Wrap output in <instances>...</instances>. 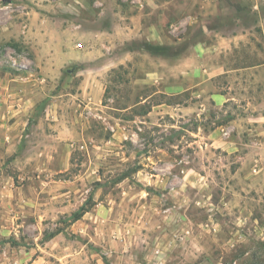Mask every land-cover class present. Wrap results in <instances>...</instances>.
<instances>
[{"label": "rangeland", "instance_id": "obj_1", "mask_svg": "<svg viewBox=\"0 0 264 264\" xmlns=\"http://www.w3.org/2000/svg\"><path fill=\"white\" fill-rule=\"evenodd\" d=\"M254 20L255 0H0V77L33 99L0 149V264H264L255 72L186 64Z\"/></svg>", "mask_w": 264, "mask_h": 264}, {"label": "crops", "instance_id": "obj_2", "mask_svg": "<svg viewBox=\"0 0 264 264\" xmlns=\"http://www.w3.org/2000/svg\"><path fill=\"white\" fill-rule=\"evenodd\" d=\"M207 31L211 33V30ZM237 48H251L255 59L240 67L229 65L226 59L228 51ZM187 63L193 64L191 72L198 73L203 82L234 72H255V133L264 135V0H255V20L251 27L231 36L216 31L213 37L193 46L186 58ZM12 81L5 76L0 77V149L7 147L8 150H13L24 118L30 113L29 108L33 107V99H29L25 90L15 87ZM172 88H167L166 92ZM179 89L184 90L183 87ZM210 100L217 106H224L229 101H235L236 97L215 91L210 94ZM163 106L160 104L157 108ZM262 141L257 140L260 145Z\"/></svg>", "mask_w": 264, "mask_h": 264}, {"label": "trees", "instance_id": "obj_3", "mask_svg": "<svg viewBox=\"0 0 264 264\" xmlns=\"http://www.w3.org/2000/svg\"><path fill=\"white\" fill-rule=\"evenodd\" d=\"M160 104H165V103H157L156 105H160ZM168 105H172L171 103H167ZM179 104V103H178ZM233 119L232 118H230L229 119V122L230 121H232ZM227 122V121H226ZM88 212V209H85V208H83V209H81V211H79L78 213H76L75 215H74V217H73V221L72 222H75V221H78L82 216H84L86 213Z\"/></svg>", "mask_w": 264, "mask_h": 264}]
</instances>
